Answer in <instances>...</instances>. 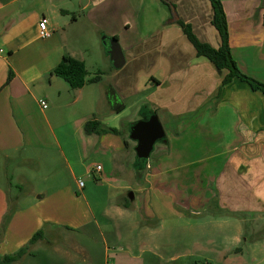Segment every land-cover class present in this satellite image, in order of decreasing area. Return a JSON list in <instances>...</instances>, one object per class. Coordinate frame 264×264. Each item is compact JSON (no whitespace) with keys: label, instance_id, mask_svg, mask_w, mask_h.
Listing matches in <instances>:
<instances>
[{"label":"crops","instance_id":"obj_1","mask_svg":"<svg viewBox=\"0 0 264 264\" xmlns=\"http://www.w3.org/2000/svg\"><path fill=\"white\" fill-rule=\"evenodd\" d=\"M148 1L0 0V255L16 252L43 231L11 264H36L39 252L53 254L52 264L73 263L78 254L82 264H109L111 254L112 264H144L142 253L159 258L165 250L159 238L185 217L176 205L199 196L214 199L241 221L245 214L264 220V94L237 77L220 86L227 69L197 55L177 24L182 20L200 41L218 47L210 0ZM220 1L233 59L241 72L264 82V0ZM151 13L150 19L144 15ZM42 16L52 32L48 38L38 37ZM82 16L90 28H83ZM100 34L117 37L125 59L121 68L103 61ZM63 55L81 60L87 78L95 71L108 78L70 87L53 73ZM109 87L123 109L134 98L138 111L155 110L169 132L158 159L133 189L144 195L140 206L130 202L125 208L122 199L115 205L120 216L114 217L126 223L116 225L112 235L122 240V231L128 237L137 231V245L127 237L112 253L108 243L102 252L89 241L84 246L69 240L74 234L92 237L95 216H67L70 200L92 196L76 183L80 176L111 181L118 191L127 186L110 176L116 153L131 147L120 140L124 134L84 131L90 119L115 127L109 121L118 120L123 109H112ZM136 119L127 118L122 128ZM125 161L120 157L118 166ZM94 164L101 169L95 171ZM15 185L27 190L11 196ZM192 190L199 191L193 196Z\"/></svg>","mask_w":264,"mask_h":264},{"label":"rangeland","instance_id":"obj_2","mask_svg":"<svg viewBox=\"0 0 264 264\" xmlns=\"http://www.w3.org/2000/svg\"><path fill=\"white\" fill-rule=\"evenodd\" d=\"M146 1L149 4V1ZM144 15L150 19L154 13ZM80 20L83 28H90V24L85 17L82 16ZM103 36L105 35L100 34L98 42L104 48V51H102L104 52L102 53L103 61L110 64L111 61H109V56L105 52L109 45L110 37L107 36L103 38ZM84 47L89 48L90 54L94 56V48H92L90 42L85 43ZM99 65L102 64H98L97 67H100ZM96 72L97 71H95L94 74ZM104 74L105 73L101 72L100 77L107 79L108 77ZM125 103L126 108L118 115V120L109 121V125L121 129L127 118L133 117L138 119V104L135 103V99L127 98ZM123 129L125 132H122V134H124L125 139H128L131 147H129V150L126 149L123 153L121 152L122 156L116 153V168L114 169L112 167L110 176L117 180L121 179L127 186L118 191L113 187L118 184L111 181H101L98 178L94 180L91 176V179L88 180L86 176H80V178L76 180V183L80 186L79 182L82 181V186L85 187V189H89L92 196H89L87 200L83 201L70 200L67 204V216L81 215L96 217L95 223L93 222L94 231L92 237L87 238L86 236L83 237L74 234L69 237V240L75 243L77 239L82 242L84 246L88 245L90 242L89 244H93L96 247L94 250L100 248L102 252L105 243H108L107 245H109L110 253L113 252L112 248L114 246L119 245L124 247L126 245L125 243H128V234L126 232L122 231V240H118L112 235L114 234V227L117 228L116 225L120 226L126 223L123 222V220L118 221L117 218L114 217L120 216L116 213L115 205L122 199L125 201L129 200V202L139 204L140 206L144 195L142 196V194L140 195V193L136 191L134 192L133 189H135L136 185L140 184L139 182L144 178L145 173L149 172L161 153V151L157 149L155 152L153 151L154 153L151 152L150 158H147L143 162H139L133 150V141L129 139L128 133H126L128 131V126H125ZM165 129H167V126H165ZM167 131L168 130L165 131L166 135H169ZM120 140H122V138H120ZM158 144L159 141H156L153 150H155ZM128 152L130 154H128ZM120 157L126 160L125 163H127L128 166L126 164L118 166ZM100 159L102 160L103 158L100 156ZM101 160L98 162H101ZM94 163H96V161ZM86 165H90V160L87 161ZM9 169L11 170L12 168L10 167ZM107 171L108 166L105 165L103 172L108 173ZM91 180L95 183V186H90ZM202 182H204V180H202ZM21 189H23L22 192L27 190L24 189L22 185L20 187L19 185H15L10 191L11 196L19 194ZM130 191L133 193L132 199L128 196ZM197 191L199 190H192V194L194 193L193 196L196 195ZM147 197H149L148 193ZM188 200L189 203L179 202L180 204L176 205V212L179 213V216L185 217L180 218L176 222V226L171 233L167 231L169 224L164 223V230L167 232L164 233L163 237H160L159 240L164 242L165 250H159V258H156L151 252L145 250L142 253L144 264H264V220L258 222L253 219L251 214H245L243 215L245 217L244 221H241V218L235 215H229L227 211L216 206L214 199L203 200L201 196H199ZM50 208H52V206H50ZM163 213V216H169L164 209ZM102 216H107L109 220L104 221L106 222L104 223L101 218ZM122 227L121 229H123ZM136 233L128 237L133 247L137 245ZM168 244H171V246H168ZM52 256L53 254L50 256L45 252H39L34 261L36 264H52V262H54ZM111 256L113 255L111 254L109 256L110 258L107 260L109 264H112ZM82 258L81 254H78V257L74 260L75 262L71 263L65 259L66 262H61V264H82V261H80Z\"/></svg>","mask_w":264,"mask_h":264},{"label":"trees","instance_id":"obj_3","mask_svg":"<svg viewBox=\"0 0 264 264\" xmlns=\"http://www.w3.org/2000/svg\"><path fill=\"white\" fill-rule=\"evenodd\" d=\"M210 1L213 7L212 24L218 31L221 39V43L218 47H214L206 42L200 41L197 38V36L193 33L190 25L184 23L182 20H178L177 24L181 27L183 33L186 35L187 39L195 48L197 55H202L206 57L218 69H227V74L222 79L220 86L229 82L232 78L237 77L238 79L248 83L252 89L259 90L264 94V82H261L241 72L235 60L232 57L228 43L226 15L221 1L220 0H210ZM111 38L117 40L116 36H112ZM53 73L59 76L60 78H62L63 80H65L70 85V87L79 88L82 87L86 82L97 81L100 78L101 72H96L92 77L87 78L86 77L87 72L84 63L81 60L68 55H63L60 62L54 67ZM11 77H12V73L9 72L6 79V83L11 79ZM123 108L124 106H122L118 111H120ZM84 131L87 134L111 133V134L122 135L123 128L120 129L116 127H106L102 125L100 121L96 119H90L85 122ZM122 140L124 146L127 147L129 141L124 137L122 138ZM122 206L125 208L129 207L130 206L129 200L123 202ZM227 213L229 215H237L232 212H227ZM42 237H43V231L38 230L32 235L29 241L25 245L20 247L16 252L12 254L0 255V264H11L14 261L18 260L19 258L22 257V255H24L27 252V248L30 244L34 243L36 240Z\"/></svg>","mask_w":264,"mask_h":264},{"label":"water","instance_id":"obj_4","mask_svg":"<svg viewBox=\"0 0 264 264\" xmlns=\"http://www.w3.org/2000/svg\"><path fill=\"white\" fill-rule=\"evenodd\" d=\"M84 1L86 0H82V2ZM107 53L114 68L123 66L124 54L116 39L109 38ZM109 98L114 111H118L123 106L113 88L109 90ZM128 137L133 141V150L139 162H143L150 156L156 141H166L164 127L155 111H148L147 115L133 121L128 129ZM128 196L130 199L133 198L132 191L129 192Z\"/></svg>","mask_w":264,"mask_h":264},{"label":"built area","instance_id":"obj_5","mask_svg":"<svg viewBox=\"0 0 264 264\" xmlns=\"http://www.w3.org/2000/svg\"><path fill=\"white\" fill-rule=\"evenodd\" d=\"M37 33H38V37H40V38H48L52 34L51 30L48 28V19L45 16H42L40 18V20L38 21ZM39 103H40L42 108L47 107L45 100L40 99ZM100 169H101L100 165L94 166L95 171H99ZM79 185L82 186V181L79 182Z\"/></svg>","mask_w":264,"mask_h":264},{"label":"flooded vegetation","instance_id":"obj_6","mask_svg":"<svg viewBox=\"0 0 264 264\" xmlns=\"http://www.w3.org/2000/svg\"><path fill=\"white\" fill-rule=\"evenodd\" d=\"M138 113H139V117H144L145 115H147L148 114V111L146 110V109H141L140 111H138ZM162 145H163V141H159V144H158V146L155 148V150H153L154 152L157 150V149H160L161 147H162ZM153 152V153H154ZM148 158H150V156L148 157Z\"/></svg>","mask_w":264,"mask_h":264}]
</instances>
